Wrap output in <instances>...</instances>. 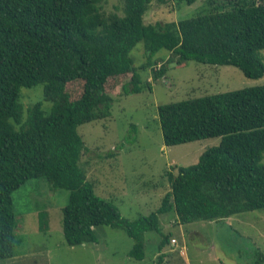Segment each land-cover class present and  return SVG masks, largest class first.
Instances as JSON below:
<instances>
[{"label": "trees", "instance_id": "1", "mask_svg": "<svg viewBox=\"0 0 264 264\" xmlns=\"http://www.w3.org/2000/svg\"><path fill=\"white\" fill-rule=\"evenodd\" d=\"M102 1L0 0V260L18 253L12 192L30 178L68 190L61 220L68 245L96 242L93 227L106 224L133 238L129 255L138 259L144 233L159 231V213L173 209L179 222L188 223L264 208V85L157 106L165 145L212 136L220 141L196 163L167 170L169 190L160 206L134 219L95 193L79 163L84 142L77 131L83 122L110 115V77L130 74L123 84L127 93L150 86L139 71L151 64L136 66L130 55L139 41L149 54L168 50L177 63L229 64L249 78L261 77L264 0H206L204 13L155 23L144 21L150 0H123L121 14L105 13ZM165 70L154 67L153 77ZM73 81L82 82L76 98L66 91ZM37 84L49 105L45 109L39 100L25 108L21 88ZM40 227L46 229L43 222ZM252 264H264V253L256 250Z\"/></svg>", "mask_w": 264, "mask_h": 264}, {"label": "rangeland", "instance_id": "2", "mask_svg": "<svg viewBox=\"0 0 264 264\" xmlns=\"http://www.w3.org/2000/svg\"><path fill=\"white\" fill-rule=\"evenodd\" d=\"M223 1L226 2H215L221 4ZM228 6L225 4V8ZM122 8L123 0L102 1V9L107 14H121ZM205 9L206 0H195L190 4L176 0H150L144 21L178 20L204 13ZM130 55L136 66L146 62L151 64V67L139 71L142 80L148 81L150 86L137 93H127L123 84L129 81L130 74L110 77L105 85L113 98L110 115L83 122L78 125L77 131L84 142L79 163L95 193L115 204L123 217L134 219L139 215H148L160 206L162 196L169 190L165 175L167 170L176 171L173 165L196 163L204 149L220 141V136H212L165 145L157 106L205 94L264 85V74L259 78H249L238 67L229 64L195 60L177 63L176 55L164 48L149 54L143 41L136 43ZM258 55L264 62V48L258 51ZM159 66H164L166 70L155 79L153 68ZM81 88V81L66 85L70 98H76ZM20 99L25 108L39 100L43 108L49 105L43 100L42 84L22 87ZM261 162L264 163V152ZM68 195V190L53 189L43 177L27 179L12 192L13 210L20 228L26 225L27 220L28 226L35 223L34 209L44 205V209L38 210L39 223L50 226L51 236L30 230V241L24 248L32 249L42 244L51 247V264H55L54 259L56 264H74L73 257L86 255L78 246L71 249L63 237L62 208ZM158 217L159 231L144 233L145 264L155 261L154 250L158 249L164 235L168 238L172 235L178 240L177 245L169 241L164 248L167 259L177 264H186L187 257V264L219 263L218 259H213L214 255L221 260L220 264H252L256 250L264 253V208L239 212L218 222L194 220L180 223L173 209L159 213ZM93 229L97 240L90 245L96 247L98 258L113 255L119 264H124L120 261L133 246V238L122 228L111 225L100 224ZM181 246L185 253L180 251ZM15 249L17 251V246ZM4 261L0 260L1 263ZM16 261L15 258V264ZM131 263H136L133 258L125 262Z\"/></svg>", "mask_w": 264, "mask_h": 264}, {"label": "crops", "instance_id": "3", "mask_svg": "<svg viewBox=\"0 0 264 264\" xmlns=\"http://www.w3.org/2000/svg\"><path fill=\"white\" fill-rule=\"evenodd\" d=\"M44 205L42 204L40 207H36L34 209L35 215H36V220L35 223H30L28 226V220L25 222L26 225L22 226L20 228V232L18 234L19 239H20V249L18 250V253L14 254L13 257L6 259V261H4L3 263L0 262V264H9V262L11 264H15L14 260L16 258V262L17 264H51V259H52V253H51V247L48 248V246H45V244H42L41 246H36V248H24L27 246L28 242L30 241L29 239V231H35V232H42L48 236H51V231L52 229L50 228V226L46 227V229H42L40 227V223H39V218H40V212H38V210H42L44 209ZM33 215V213H30ZM30 215V216H32ZM227 219V218H225ZM214 222H218V221H214ZM181 223V222H180ZM64 237V236H63ZM174 238L175 239V243L171 242V239ZM65 240V239H64ZM171 242L173 245H177L178 240L174 237V236H170L168 238V242ZM166 242V243H168ZM30 243V242H29ZM92 242H87V243H82V244H78V245H73L70 246V248H75V246H78L80 248H82V251L86 252V255L83 257H73V263L74 264H119V261L113 256V255H109L105 258H98V256L96 255L95 251H96V247L94 245H90ZM165 248V243L162 244L160 242V245L158 247L157 250H154V254H153V258H155V261L152 262V264H177L176 262H172L169 259H167L166 257V250ZM131 249V248H130ZM130 249L125 253V256L122 258V261L125 264L126 261H129L131 258L134 259V261L136 263H131V264H145L144 263V256L140 259L135 258L133 256L129 255V251ZM181 249L183 251H181ZM180 251L182 253L184 252V247L181 246ZM187 260L184 262L187 264V262L189 261V258H186ZM214 260H219V263H217L215 261L214 264H220V259L214 255L213 257ZM157 261V262H156ZM54 263L56 264V260L54 259ZM222 263V262H221ZM61 264V263H58Z\"/></svg>", "mask_w": 264, "mask_h": 264}, {"label": "built area", "instance_id": "4", "mask_svg": "<svg viewBox=\"0 0 264 264\" xmlns=\"http://www.w3.org/2000/svg\"><path fill=\"white\" fill-rule=\"evenodd\" d=\"M171 242H172V243H175V239L172 238V239H171ZM181 251H183V250L181 249Z\"/></svg>", "mask_w": 264, "mask_h": 264}]
</instances>
